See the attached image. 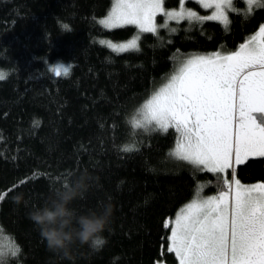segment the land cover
I'll return each mask as SVG.
<instances>
[{
  "label": "trees",
  "instance_id": "1",
  "mask_svg": "<svg viewBox=\"0 0 264 264\" xmlns=\"http://www.w3.org/2000/svg\"><path fill=\"white\" fill-rule=\"evenodd\" d=\"M113 3L0 0L3 264H178L169 249L171 222L201 185H210L204 193L217 185L215 173L173 155L176 129L135 128L134 117L186 55L237 49L264 23V7L249 12L248 0H232L224 25L189 1L201 20L160 15L156 33H140L138 50L116 52L109 42L138 31L101 25ZM180 4L164 0L166 8ZM58 65L67 70L59 76ZM80 172L94 181L74 206L88 211L110 202L115 213L103 245L78 246L69 262L47 249L29 213ZM234 174L243 183L264 182V157L248 159Z\"/></svg>",
  "mask_w": 264,
  "mask_h": 264
},
{
  "label": "snow or ice",
  "instance_id": "2",
  "mask_svg": "<svg viewBox=\"0 0 264 264\" xmlns=\"http://www.w3.org/2000/svg\"><path fill=\"white\" fill-rule=\"evenodd\" d=\"M248 4L249 12L251 6L264 7L262 0H248ZM205 6L215 9L208 19L227 24L231 0ZM163 12V0H117L112 16L103 23L108 27L135 25L141 32L156 33L154 17ZM165 14L177 21L202 19L183 9ZM110 46L116 52L138 50L137 39ZM60 72L56 70V75ZM234 122L238 132H234ZM133 126L164 131L175 127L183 142L178 155L214 173L232 167L233 156L236 165L250 155L264 156V27L234 53L187 58L137 113ZM233 181L231 204L227 198L233 184L225 181L227 191L189 205L175 220L170 251L180 264H264V184L245 187L235 177ZM4 255L0 251V264Z\"/></svg>",
  "mask_w": 264,
  "mask_h": 264
},
{
  "label": "clouds",
  "instance_id": "3",
  "mask_svg": "<svg viewBox=\"0 0 264 264\" xmlns=\"http://www.w3.org/2000/svg\"><path fill=\"white\" fill-rule=\"evenodd\" d=\"M93 181L94 177L88 172L72 173L29 213L47 249L69 262L76 247L95 248L103 241L115 213L110 202L88 211H80L74 206L86 196ZM14 199L20 203L23 197L18 195Z\"/></svg>",
  "mask_w": 264,
  "mask_h": 264
},
{
  "label": "rangeland",
  "instance_id": "4",
  "mask_svg": "<svg viewBox=\"0 0 264 264\" xmlns=\"http://www.w3.org/2000/svg\"><path fill=\"white\" fill-rule=\"evenodd\" d=\"M189 1H195V2L199 3L203 9L208 10V12H207V14L204 16V18L208 19L207 17H210V16L214 15V13H215V9H214L213 7H206L205 5H206V4H214V3L216 2V0H181L180 7L177 8V9L166 8L165 5H164V0H163V10H164V12H163V13H157V14L155 15V17H154V22H155L156 28L158 29L157 18H158V16H160V15L163 16L167 22H169V21H177V20H175V19H169L168 16H167L165 13L173 12V11H181L182 9L185 10V11H191V12H194V10L189 9L188 6L186 5ZM262 2H264V1H262ZM116 4H117V0H114V3H113V5H112V7H111L109 13H108L103 19H101V25L104 26L105 28H108V29H114V28L124 27V26H134V27H136V29H137L138 32L136 33V35H134L131 39H129V40H127V41L117 42V43H115V42H109V45H117V46H119V45H121V44L128 43V42L131 41L132 39H137V42H138L139 35H140V33H142V32L139 30V28H138L137 26H135V25H123V26H117V27H108V26H106V25L103 23V21L108 20V19L112 16L113 11H114V9L116 8ZM231 8H232V0H231ZM231 8L226 9L227 24H228V11H229ZM194 13H196V12H194ZM182 20H184V19H181V20H179V21H182ZM211 20H215V19H211ZM216 21H219V22H221L222 24L227 25V24H225L224 22H222V21H220V20H216ZM261 27H264V23H263V24L257 29L256 32H254L251 36H249V37H248L243 43H241V44L237 47V49H235L234 51H222V50H219V51L210 52V53H193V54L186 55L185 57H183L182 60L179 61L178 65L174 68V70L172 71V73L167 77V80L161 85V87H159L158 89H156V90H155V91H154V92H153V93H152V94H151V95L145 100V102L143 103V105L139 107L138 112H140V111L143 109L144 105L147 104V102H148V101H149V100H150V99H151V98H152V97H153V96H154V95H155V94H156L161 88H163L164 86L167 85V83L170 82L171 77L177 73L179 67L181 66V64H182L187 58L194 57V56H210V55H213V54H215V53H220L221 55H228V54L234 53V52H236V51H238V50L240 49V46H241V45L247 43L248 40L251 39L253 36H258V35H259V30H260ZM110 47H111V46H110ZM111 48H112V47H111ZM112 49H113V48H112ZM58 69H60V70H65V67L62 66V65H58V66L56 67V70H58ZM236 103H237V105H238V103H239L238 96H237V99H236ZM236 117H238V107H237V110H236ZM169 128H171V127H169ZM169 128H168V129H169ZM172 128L176 129L175 127H172ZM168 129H167V130H168ZM238 130H239L238 125H236L235 122H234V132H238ZM176 132H177V140H176L175 146H174V148H173V155L176 156V157H178V158H180V159H182V158L180 157V155H178V153H181V151H182V143H183V142H182V139H181V133L178 132L177 130H176ZM257 157H264V156H260L259 154L250 155V156L245 160V162H246L248 159H250V158H257ZM182 160H184V161L190 163L188 160H185V159H182ZM191 164H192V163H191ZM193 165H194V164H193ZM195 166H196V165H195ZM237 166H238V165L235 164V162H234V156H233V166H232V167L226 169V170H225L224 172H222V173H215V174L218 176V180H217V182H216L217 185H214V186H215L214 189L210 190V192H208V193H204L205 188L209 187L210 185H208V184H207V185H201L200 189L198 190V194H196V195H195V196H194V197H193L188 203H186V204L182 207V209L180 210V212H178V213L176 214V216L173 218V220H172V222H171V223H172L171 227L174 226V227H173V230L175 229V220H176V219H177V218H178L183 212H185V210L188 208L189 205H191V204H193V203H200V202H202L203 200H208V199L216 198V197H218V196L220 195L221 191H227L228 189H227V184L225 183V181H227L228 183H232V184H233L232 192L229 194V196H228V198H227L228 201H229V204H231L232 201L234 200V193H235V185H234L233 177H235V179H238V178L236 177V175L234 174V171H235V169H236ZM196 167H198V166H196ZM198 168H202V169H203L202 166H199ZM204 170H206V169H204ZM213 173H214V172H213ZM238 180H239V179H238ZM240 182H241V184H242L243 186H245V187H250V186H253V185H256V184H264V182H254V183H243L242 181H240ZM8 244H9V243L2 244V246H4V248L6 249V247H7V248L9 247ZM159 264H165V263H162V262H161V263H159Z\"/></svg>",
  "mask_w": 264,
  "mask_h": 264
},
{
  "label": "crops",
  "instance_id": "5",
  "mask_svg": "<svg viewBox=\"0 0 264 264\" xmlns=\"http://www.w3.org/2000/svg\"><path fill=\"white\" fill-rule=\"evenodd\" d=\"M181 209H182V208H181ZM181 209H180V210H181ZM180 210H179L178 212H180ZM173 227H174V226L171 227V232H172V230H173ZM170 237H171V233H170V236H169V249H170V245H171ZM175 255H176V254H175ZM177 258H178V257H177ZM178 264H180L179 258H178Z\"/></svg>",
  "mask_w": 264,
  "mask_h": 264
},
{
  "label": "water",
  "instance_id": "6",
  "mask_svg": "<svg viewBox=\"0 0 264 264\" xmlns=\"http://www.w3.org/2000/svg\"><path fill=\"white\" fill-rule=\"evenodd\" d=\"M259 123V121H257Z\"/></svg>",
  "mask_w": 264,
  "mask_h": 264
}]
</instances>
